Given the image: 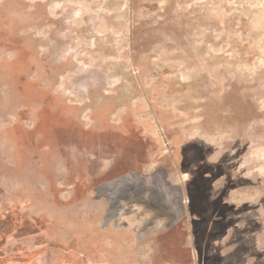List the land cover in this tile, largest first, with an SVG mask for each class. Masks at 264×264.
Returning a JSON list of instances; mask_svg holds the SVG:
<instances>
[{
    "label": "rangeland",
    "instance_id": "1",
    "mask_svg": "<svg viewBox=\"0 0 264 264\" xmlns=\"http://www.w3.org/2000/svg\"><path fill=\"white\" fill-rule=\"evenodd\" d=\"M0 264H264V0H0Z\"/></svg>",
    "mask_w": 264,
    "mask_h": 264
}]
</instances>
